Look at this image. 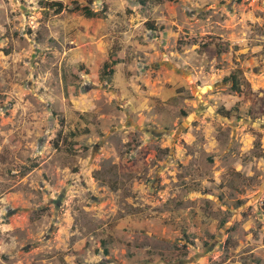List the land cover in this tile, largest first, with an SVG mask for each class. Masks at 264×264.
<instances>
[{
    "label": "rangeland",
    "instance_id": "374dc122",
    "mask_svg": "<svg viewBox=\"0 0 264 264\" xmlns=\"http://www.w3.org/2000/svg\"><path fill=\"white\" fill-rule=\"evenodd\" d=\"M0 264H264V0H0Z\"/></svg>",
    "mask_w": 264,
    "mask_h": 264
},
{
    "label": "trees",
    "instance_id": "16d2710c",
    "mask_svg": "<svg viewBox=\"0 0 264 264\" xmlns=\"http://www.w3.org/2000/svg\"><path fill=\"white\" fill-rule=\"evenodd\" d=\"M139 2L141 4H144L145 0H139ZM75 5L73 7H70L67 4H64L61 1H45L43 3L44 7H46L47 9H53L55 12H61L64 9H69V10H76V11H80L82 12L84 15L88 16V17H94L97 16L98 13L96 11L91 10L90 8H88L87 6H81L78 5L77 2L74 3ZM148 24V23H147ZM150 29L154 30L155 27L152 23L149 24ZM118 58L115 56V54H109L108 56V60L104 61L100 72H99V77H108L111 76L114 71H115V65L118 63ZM227 80L230 81L231 83V87L233 88V90H236L238 92H241L243 90V88L241 87V83L238 80V75L235 73H231ZM220 113H222V111H220ZM228 112H225V114H227ZM223 114V113H222Z\"/></svg>",
    "mask_w": 264,
    "mask_h": 264
}]
</instances>
